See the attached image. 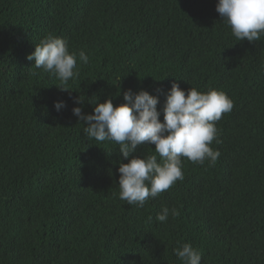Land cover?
<instances>
[{"label":"trees","instance_id":"trees-1","mask_svg":"<svg viewBox=\"0 0 264 264\" xmlns=\"http://www.w3.org/2000/svg\"><path fill=\"white\" fill-rule=\"evenodd\" d=\"M217 2L0 0V264H183V243L201 264H264V34L237 41ZM50 33L77 53L68 91L27 59ZM173 82L233 101L216 122L220 156L182 158V181L129 205L118 161L131 157L89 140L72 109L92 114L90 100L116 106L144 89L163 122ZM154 148L146 141L132 155ZM164 206L179 215L158 222Z\"/></svg>","mask_w":264,"mask_h":264},{"label":"clouds","instance_id":"clouds-1","mask_svg":"<svg viewBox=\"0 0 264 264\" xmlns=\"http://www.w3.org/2000/svg\"><path fill=\"white\" fill-rule=\"evenodd\" d=\"M216 11L237 41H259L264 34V0H218ZM27 59L35 61V68L54 75L62 91L70 90L66 86L68 81L78 75V70L74 71L77 53H70L66 41L51 33L36 44ZM79 59L84 64L89 62L83 50ZM123 99L124 103L116 106L111 98L105 102L90 100L95 104L92 114H85L81 106L72 109L85 125L83 133L89 140L94 139L99 145L113 142L119 145L123 158L131 157L128 163L118 161L120 200L129 205H143L149 197L155 198L176 181H182V158L200 164L205 160L210 165L216 163L220 152L211 147L217 136L216 122L233 108L226 93L215 88L201 92L193 86L185 90L173 82L166 93L163 122L157 108L158 96L144 89L138 92L129 89L123 92ZM84 100L77 97L75 104L83 105ZM64 107L66 103L62 100L55 103L57 111ZM146 141L155 145L156 154L133 156L137 146ZM170 215L175 217L179 213L164 206L155 219L166 222ZM174 253L183 264H201L202 255L191 243L176 247Z\"/></svg>","mask_w":264,"mask_h":264}]
</instances>
